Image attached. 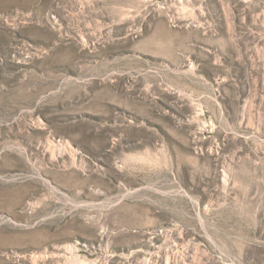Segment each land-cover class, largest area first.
<instances>
[{"label": "rangeland", "instance_id": "374dc122", "mask_svg": "<svg viewBox=\"0 0 264 264\" xmlns=\"http://www.w3.org/2000/svg\"><path fill=\"white\" fill-rule=\"evenodd\" d=\"M0 264H264V0H0Z\"/></svg>", "mask_w": 264, "mask_h": 264}]
</instances>
